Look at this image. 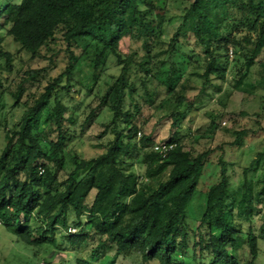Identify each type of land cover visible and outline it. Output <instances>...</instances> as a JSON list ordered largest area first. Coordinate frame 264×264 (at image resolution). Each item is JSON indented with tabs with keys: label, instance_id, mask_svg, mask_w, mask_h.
<instances>
[{
	"label": "trees",
	"instance_id": "1",
	"mask_svg": "<svg viewBox=\"0 0 264 264\" xmlns=\"http://www.w3.org/2000/svg\"><path fill=\"white\" fill-rule=\"evenodd\" d=\"M172 5L179 9V24L166 41ZM0 27L30 61L42 59L57 35L68 57L62 73L22 101L20 81L12 107L19 106L22 113L11 127L1 119L6 77H0V225L17 241L44 252L50 249L59 259L63 244L77 252L94 245L73 264H118L119 259L131 264H257L264 256V217L257 232L251 226L244 232L240 226L264 208V176L256 190L248 177L264 160V151L242 170L235 186L219 157L218 180L204 192L199 218L188 223L187 208L213 149L188 144L176 121L195 109L194 100L208 88L220 89L217 82L225 80L229 50L234 63L241 64L235 89L250 96L262 86L264 78L244 80L264 54V0H0ZM187 34L201 54L180 53L178 39ZM123 38L129 40L126 53L119 48ZM2 42L0 37V72L11 73L14 56L3 50ZM71 48L81 49L80 54ZM109 60L118 74L95 95L97 103L80 125L84 128L90 118L109 111L97 141L107 139L100 152L85 158L77 145L68 148L77 116L68 113L59 94L76 86L88 96L100 89ZM200 60L203 81L198 94L188 98L182 66ZM42 72L29 70L26 75L37 80ZM169 94L173 100L166 98ZM164 104L172 107V123L168 136L155 141L145 130ZM221 117L230 123L236 118L221 112L211 119L212 127ZM250 120L240 130L223 127V133L233 136L225 144L239 148L247 136L264 134L261 118ZM52 135L55 140L49 139ZM157 145L172 148L161 153ZM108 250L112 256L104 260Z\"/></svg>",
	"mask_w": 264,
	"mask_h": 264
},
{
	"label": "rangeland",
	"instance_id": "2",
	"mask_svg": "<svg viewBox=\"0 0 264 264\" xmlns=\"http://www.w3.org/2000/svg\"><path fill=\"white\" fill-rule=\"evenodd\" d=\"M179 9L176 5H172L169 16L172 17V21L165 25L164 39L167 41L175 32L179 22L177 15ZM0 37L3 38L2 48L4 51L13 54V69L11 73L5 71L0 72V77L5 78L4 84V97H3V109L1 111L2 122L6 119V124L11 127L12 124L19 120L22 113V109L12 107L13 97L12 93L23 82V94L21 101L28 93L40 92L43 87L48 84L51 79L56 78L62 73L67 65L68 57L65 52V44L61 40V37L57 35L54 44L50 45L48 50L42 51V59L37 61H30L28 55L21 50L12 40L5 35V31L0 27ZM178 46L180 53L184 55L193 54L199 55L201 51L195 45L194 38L191 35H183L178 39ZM119 48L122 52L126 53L129 48L128 38H123L120 41ZM75 55H79L81 49L71 48ZM234 54H230L227 61L225 80L217 82L220 85V89L208 88L205 95H200L194 101L195 109H193L185 118H179L176 121V125L180 126L179 134L186 138L188 144L194 145L197 149H213L211 154L210 164L207 166L205 173L202 175L200 182L196 188L193 200L187 208L188 223H193L196 218H199L201 214L202 204L204 201V192L208 186L218 180L219 166L217 164L218 158L228 165L229 183L231 186L237 185L241 180L242 170L250 166L252 160L255 158L258 152L264 151V134L257 137L247 136L245 142L239 148H231L225 142L233 140V136L223 133V127H229L230 130H240L241 128H247L251 124V118L254 119L258 116L262 120L264 126V82L262 86L255 89V95H246L235 89V81L237 79L236 72L241 67V64L234 63ZM202 57V55H200ZM182 59V58H181ZM184 59V57H183ZM187 60V59H186ZM195 60V59H194ZM192 62L190 64H184L182 69L184 71V78H187L188 89L186 96L191 98L198 94L199 87L203 81L201 74L203 69L201 62ZM1 63V61H0ZM40 69L43 70V77L35 80L26 72L29 70ZM105 73L102 76L100 82V89L95 88L94 93L89 96L85 93V90L80 86L72 87L69 93L65 91L60 92V99L67 107L68 113L73 112L77 116V121L74 129V136L69 143L68 148L76 147L80 148L83 153V157L90 158L95 156L100 150H102L101 143L107 138L104 136L97 141V136L100 133V123H106L110 119L109 111H101L98 117L90 118L87 123L84 124V128L80 125L88 115L91 107H94L97 103L96 94L99 95L106 88L107 82L118 74V68L115 66L112 60L107 62ZM264 78V54L261 59L257 60L250 68L249 74L244 80V83L255 81H261ZM65 84V79H62L61 85ZM246 88V85H244ZM98 89L100 92H98ZM164 94H161L163 97ZM172 94L166 96L173 100ZM184 105L178 107V110H183ZM172 110L171 105L164 104L163 107L155 111L150 119V122L146 126V133L151 132L155 141L164 140L169 134V128L172 123V119L169 116ZM221 112L229 113L235 118V122L230 123L227 117H221L215 119L216 125L212 127L211 119L218 116ZM66 113L65 117H67ZM68 123H66L67 125ZM65 125V126H66ZM3 128L0 129V149L2 150L3 141ZM55 135L49 137L51 140H55ZM195 138L198 139L197 143L194 142ZM82 143L78 146L79 142ZM138 172L141 169L137 167ZM264 176V160L262 159L249 173V178L252 180L254 189L256 190L260 186ZM64 177L63 172H60L59 178ZM257 214L254 215L251 223H241L240 229L244 232L248 227L257 232L262 224V218L264 217V208H258ZM76 231V230H75ZM75 233V232H74ZM63 251L58 252L63 257L50 255V249L46 252L43 250H36L31 247H26L22 242L17 241L16 237L8 232L4 227L0 225V264H32L33 262L50 260L52 264H73L74 258L78 255L86 257L89 250L94 246L89 244L81 249V251H74L68 247L67 244H63ZM53 253L56 252L54 249ZM56 252V253H57ZM243 252H246L244 247ZM112 256V251L108 250L104 260L109 259ZM35 260V261H34ZM118 264H131L129 261L118 260ZM264 256L261 255L257 261V264H263ZM151 264H157L152 262Z\"/></svg>",
	"mask_w": 264,
	"mask_h": 264
},
{
	"label": "built area",
	"instance_id": "3",
	"mask_svg": "<svg viewBox=\"0 0 264 264\" xmlns=\"http://www.w3.org/2000/svg\"><path fill=\"white\" fill-rule=\"evenodd\" d=\"M230 54H232V52L230 51ZM172 145L167 146H155V150L161 153H164L167 149H171ZM70 232H74V229H70ZM32 264H45L43 261H39V262H33Z\"/></svg>",
	"mask_w": 264,
	"mask_h": 264
}]
</instances>
